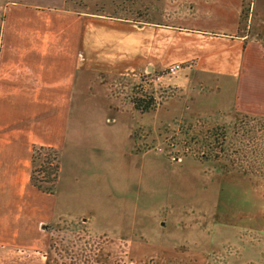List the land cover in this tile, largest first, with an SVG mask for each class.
<instances>
[{
  "label": "rangeland",
  "instance_id": "obj_1",
  "mask_svg": "<svg viewBox=\"0 0 264 264\" xmlns=\"http://www.w3.org/2000/svg\"><path fill=\"white\" fill-rule=\"evenodd\" d=\"M204 1L0 0V65L9 53L22 69L28 53L56 51L67 15L135 22L168 11L215 21L219 6ZM239 17L254 46L236 78L164 71L143 84L144 71L77 75L50 126L61 140L54 211L73 221L37 226L44 233L29 235L36 247L18 264H264V0H242ZM133 98L154 107L137 111ZM9 137L0 135V147ZM28 200L7 214H24Z\"/></svg>",
  "mask_w": 264,
  "mask_h": 264
},
{
  "label": "crops",
  "instance_id": "obj_2",
  "mask_svg": "<svg viewBox=\"0 0 264 264\" xmlns=\"http://www.w3.org/2000/svg\"><path fill=\"white\" fill-rule=\"evenodd\" d=\"M212 1L220 11L215 21L207 15L195 18V14L183 12L168 16V11L162 20L135 22L109 16L67 15L57 22L62 31L59 33L58 28L59 35L54 37L56 51L39 57L28 53L22 64L21 57L22 69L15 66L17 53H7L6 62L0 65V88L9 96L0 102V135L10 136L0 147V264L22 263V254L36 247L27 246L32 241L29 235L38 241L44 233L36 231L39 226L46 231L60 222L73 221L54 211L53 194L30 185V173L33 145L60 148L61 140L55 141L52 135L56 125L53 131L50 126L66 106L77 75L92 72L119 77L137 72L139 77L143 71L164 72L173 63H180L186 73L222 78L241 75L254 46L241 30L242 0ZM64 31L67 36L62 35ZM37 58L42 66H37ZM25 200H32L33 206L24 214L23 210L14 217L7 214L9 204L11 209L13 203ZM30 210L39 215L35 224L29 225ZM81 221L89 233L88 223ZM129 245L138 244L129 241Z\"/></svg>",
  "mask_w": 264,
  "mask_h": 264
},
{
  "label": "trees",
  "instance_id": "obj_3",
  "mask_svg": "<svg viewBox=\"0 0 264 264\" xmlns=\"http://www.w3.org/2000/svg\"><path fill=\"white\" fill-rule=\"evenodd\" d=\"M159 76H162V74ZM131 103L135 110L143 113L151 111L154 107L152 100L149 103L144 102V104H141L133 98ZM59 172V155L56 149L46 146H32L30 183L35 189L52 195L55 191Z\"/></svg>",
  "mask_w": 264,
  "mask_h": 264
},
{
  "label": "built area",
  "instance_id": "obj_4",
  "mask_svg": "<svg viewBox=\"0 0 264 264\" xmlns=\"http://www.w3.org/2000/svg\"><path fill=\"white\" fill-rule=\"evenodd\" d=\"M182 69V65L180 63H173L171 64L166 70H165V73L167 76H175L177 75V73ZM153 73H148V71H144V73L141 75L142 78H144L143 80V84L146 83V81L149 79V78H146L147 76H152ZM153 77L150 78L149 81L147 82H152V81H159L161 76H155V78L152 80Z\"/></svg>",
  "mask_w": 264,
  "mask_h": 264
}]
</instances>
